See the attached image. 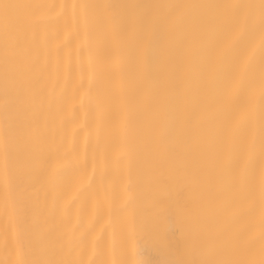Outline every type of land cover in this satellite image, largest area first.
Masks as SVG:
<instances>
[{"label":"bare ground","instance_id":"bare-ground-1","mask_svg":"<svg viewBox=\"0 0 264 264\" xmlns=\"http://www.w3.org/2000/svg\"><path fill=\"white\" fill-rule=\"evenodd\" d=\"M0 3V264H264L261 0Z\"/></svg>","mask_w":264,"mask_h":264},{"label":"snow or ice","instance_id":"snow-or-ice-1","mask_svg":"<svg viewBox=\"0 0 264 264\" xmlns=\"http://www.w3.org/2000/svg\"><path fill=\"white\" fill-rule=\"evenodd\" d=\"M32 7L30 5H21V4H8V3H0V9L3 10V16L5 21H7L10 17V14L13 10H18L21 8ZM154 7L168 9V13L159 19V29L156 33V39H164L168 32L169 24L174 20L178 19L183 15L184 10L189 5L185 4H169V5H156ZM223 7L230 10L227 19H220L217 24V29L221 35L230 32L238 27H240L243 22L248 26L250 30V34L254 33L257 27V21L254 16L248 13V9L252 7L248 4H230L224 5ZM259 32L262 41H264V0H261V13L260 19L258 23ZM210 39V38H209ZM261 88L264 91V78L261 81ZM3 143L2 134H0V144ZM164 178L159 177L156 178V182L162 181ZM259 185H260V193L262 198H264V166H262L259 177ZM201 264H226L224 261H218L213 259L204 260Z\"/></svg>","mask_w":264,"mask_h":264}]
</instances>
